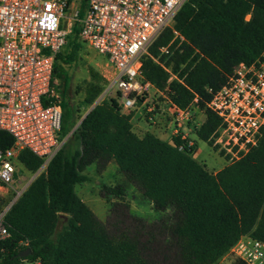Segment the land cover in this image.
<instances>
[{
	"label": "trees",
	"instance_id": "16d2710c",
	"mask_svg": "<svg viewBox=\"0 0 264 264\" xmlns=\"http://www.w3.org/2000/svg\"><path fill=\"white\" fill-rule=\"evenodd\" d=\"M79 5L82 18L87 0ZM174 27L200 54L188 61L193 50L187 48L175 56V72L188 64L179 75L184 84L171 83V98L185 107L197 95L205 108L209 88L220 89L239 63L252 64L264 50V0H189ZM80 31L75 23L53 70L62 134L70 135L69 141L5 213L8 234L0 240V264H218L242 236L264 241V128L245 157L217 173L152 133L139 135L132 115L122 113L115 99L96 104L75 128L66 66L79 59L84 44ZM170 39L167 29L142 59L144 79L161 90L169 75L151 57ZM91 76L86 105L104 91V79L93 70ZM219 124L207 110L199 138L206 142ZM13 144L14 138L0 130V149ZM18 162L31 173L43 163L29 150L20 152ZM110 162L151 202L159 219L147 222L133 215L120 186H102L110 204L107 223L81 199L77 186L92 181L84 171L95 166L100 173ZM111 196L119 200L111 202ZM28 249L31 256L16 257Z\"/></svg>",
	"mask_w": 264,
	"mask_h": 264
},
{
	"label": "built area",
	"instance_id": "2783aa9c",
	"mask_svg": "<svg viewBox=\"0 0 264 264\" xmlns=\"http://www.w3.org/2000/svg\"><path fill=\"white\" fill-rule=\"evenodd\" d=\"M188 1L87 0L80 18L75 0H0V130L14 138L12 147L0 149V185L11 187L17 181L21 151L29 150L43 161L34 180L66 143L53 70L75 23L80 25L81 41L107 60L113 72L109 91L115 93L121 112L132 115L134 129L142 134L159 131L165 142L195 156L202 141L197 131L209 110L220 124L205 143L227 165L245 157L264 128V50L252 64L239 63L220 89L209 88L211 99L205 108H200L197 95L187 106L178 105L171 98L170 85L184 84L179 75L188 62L175 72L174 58L187 48L193 50L188 61L200 54L174 27ZM167 29L170 41L151 57L169 75L161 90L144 79L142 59ZM199 113H205L204 120ZM26 189L17 192L12 204ZM7 210L0 214V240L8 234L3 224ZM226 257L264 264V241L242 236Z\"/></svg>",
	"mask_w": 264,
	"mask_h": 264
},
{
	"label": "rangeland",
	"instance_id": "374dc122",
	"mask_svg": "<svg viewBox=\"0 0 264 264\" xmlns=\"http://www.w3.org/2000/svg\"><path fill=\"white\" fill-rule=\"evenodd\" d=\"M79 6V0H75V7ZM66 69L71 77L68 97L70 103L77 111V124L75 126V128H77L96 104L103 100L109 101L110 99H114L115 93L109 91L113 72L107 60L85 44H83V49L80 52L78 61L71 66H66ZM91 70L104 79V91L93 105H86L84 103L86 88L93 82ZM200 108L203 109L201 106ZM198 117L204 120L205 113H199ZM134 130L138 132L139 135H142V131L139 128H135ZM69 137L70 135L66 137V143L69 141ZM195 159L212 173H217L228 164L224 158L215 153L213 149L203 141L198 144V154ZM84 173L90 176L92 181L78 185L76 188L77 193L94 214L103 222L107 223L110 217V204L107 202L108 199L102 194L103 185L125 188L123 202L130 205L133 215L147 222L156 221L161 217V214L154 210L153 205L143 196L142 192L127 181L115 162H110L107 168L100 173L95 166L88 167ZM33 176L34 173L28 172L20 166L18 178L14 185L11 187H3L0 185V214L11 206L18 191H23L31 184ZM118 200L119 199L115 198V196L110 197L111 202Z\"/></svg>",
	"mask_w": 264,
	"mask_h": 264
},
{
	"label": "crops",
	"instance_id": "0c3cea01",
	"mask_svg": "<svg viewBox=\"0 0 264 264\" xmlns=\"http://www.w3.org/2000/svg\"><path fill=\"white\" fill-rule=\"evenodd\" d=\"M249 18V17H248ZM153 134L155 136H157L158 138H160L161 140L165 141V136H162L159 131H155L153 132ZM163 137V138H162ZM198 154V153H197ZM196 154V155H197ZM196 155L194 156V158L196 157ZM243 261L239 258H231V257H224L223 259L220 260V262L218 264H243Z\"/></svg>",
	"mask_w": 264,
	"mask_h": 264
},
{
	"label": "water",
	"instance_id": "95a60500",
	"mask_svg": "<svg viewBox=\"0 0 264 264\" xmlns=\"http://www.w3.org/2000/svg\"><path fill=\"white\" fill-rule=\"evenodd\" d=\"M94 108V107H93ZM13 205V204H12ZM11 205V206H12ZM11 206L8 208V210L11 208ZM7 210V211H8ZM32 250L31 249H28L26 250L25 252H22V253H19L18 255H16V257H19V258H25V257H29L32 255Z\"/></svg>",
	"mask_w": 264,
	"mask_h": 264
}]
</instances>
